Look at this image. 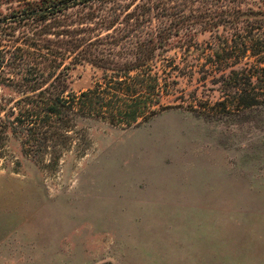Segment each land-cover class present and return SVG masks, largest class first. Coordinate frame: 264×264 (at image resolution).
Masks as SVG:
<instances>
[{"label":"rangeland","instance_id":"374dc122","mask_svg":"<svg viewBox=\"0 0 264 264\" xmlns=\"http://www.w3.org/2000/svg\"><path fill=\"white\" fill-rule=\"evenodd\" d=\"M219 33L174 39L183 71L171 77L170 107L129 127L85 120L84 155L46 166L10 139L0 264H264V63L251 50L227 62L259 100L239 104L224 92L231 79L201 71L208 55L215 67L244 49H228ZM102 76L81 64L70 86L86 90Z\"/></svg>","mask_w":264,"mask_h":264},{"label":"trees","instance_id":"16d2710c","mask_svg":"<svg viewBox=\"0 0 264 264\" xmlns=\"http://www.w3.org/2000/svg\"><path fill=\"white\" fill-rule=\"evenodd\" d=\"M220 29L228 49L236 44L244 49L215 59L220 63L215 67H209L208 55L201 71L235 81L224 84V92L235 91L239 104L251 107L259 100L237 83L235 65L249 50L264 63L262 5L250 0H0V165H12L11 138L20 140L27 158L56 167L70 151L86 153L89 146L81 147L88 141L85 120L101 118L118 127L149 120L170 107L165 96L174 89L171 77L183 71L175 63L177 54H171L178 45L173 40L194 42L207 32L219 37ZM236 56L234 64L227 63ZM81 64L100 68L103 76L75 91L69 73Z\"/></svg>","mask_w":264,"mask_h":264}]
</instances>
